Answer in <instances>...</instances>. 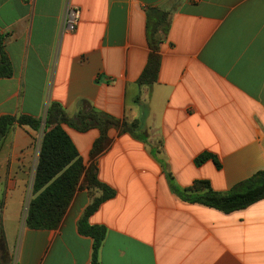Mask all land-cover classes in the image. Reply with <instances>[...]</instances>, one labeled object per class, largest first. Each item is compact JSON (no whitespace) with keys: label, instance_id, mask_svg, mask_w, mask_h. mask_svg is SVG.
I'll return each mask as SVG.
<instances>
[{"label":"crops","instance_id":"1","mask_svg":"<svg viewBox=\"0 0 264 264\" xmlns=\"http://www.w3.org/2000/svg\"><path fill=\"white\" fill-rule=\"evenodd\" d=\"M68 6L78 24L64 29ZM169 29L152 85L139 79L153 52L150 13ZM0 34L13 65L0 78V116L45 120L52 102L71 119L88 107L117 121L93 153L99 127L64 125L85 171L59 226L26 225L44 124H13L0 140V264H92L78 221L102 191L116 194L90 217L104 225L101 264H264V199L231 213L183 201L207 180L231 190L264 170V0H0ZM214 154L197 165L203 152Z\"/></svg>","mask_w":264,"mask_h":264},{"label":"trees","instance_id":"2","mask_svg":"<svg viewBox=\"0 0 264 264\" xmlns=\"http://www.w3.org/2000/svg\"><path fill=\"white\" fill-rule=\"evenodd\" d=\"M152 15L150 13L148 35L153 52L140 76V85H152L156 82L160 64L156 51L162 36H165L169 29V24L164 20L165 12L156 10L154 12L155 20ZM5 44L6 35L0 34V78L10 77L13 74L12 61L6 51ZM15 123L36 130L44 124V133L32 185V196L28 203L25 222L28 227L33 229H55L61 223L85 171L78 149L66 132L64 125L72 126L80 131L99 127L101 136L94 144L93 153L95 154L103 148V143L107 140L108 129L115 126L117 121L91 107L80 112L76 119H71L60 103L52 102L47 109L44 121L25 114L0 116V140L6 135L8 128ZM209 159H212L219 166L217 157L207 151L198 155L195 162L197 165H201ZM167 177L172 191L183 201L201 203L224 213L244 209L264 199V170L236 184L226 192L213 189L207 180H197L193 186L181 189L175 183L170 172L167 173ZM86 181L88 188L100 190L102 194L95 197L87 206L78 221V229L81 234L93 239L92 264H101L99 252L106 237L107 229L104 225L91 224L90 217L104 201L112 198L116 191L100 180L95 166L87 170ZM1 246H5V237L0 221Z\"/></svg>","mask_w":264,"mask_h":264},{"label":"built area","instance_id":"3","mask_svg":"<svg viewBox=\"0 0 264 264\" xmlns=\"http://www.w3.org/2000/svg\"><path fill=\"white\" fill-rule=\"evenodd\" d=\"M80 10L77 7L68 6L66 9L64 29L72 30L79 22Z\"/></svg>","mask_w":264,"mask_h":264}]
</instances>
